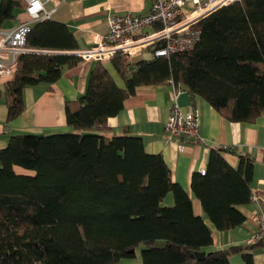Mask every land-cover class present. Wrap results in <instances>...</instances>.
I'll list each match as a JSON object with an SVG mask.
<instances>
[{
	"label": "trees",
	"instance_id": "16d2710c",
	"mask_svg": "<svg viewBox=\"0 0 264 264\" xmlns=\"http://www.w3.org/2000/svg\"><path fill=\"white\" fill-rule=\"evenodd\" d=\"M23 8L24 0H0V31ZM196 26L201 36L190 51L135 64L127 53H116L110 62L123 85L97 61L83 96L66 105L72 132L9 138L0 150V264H118L134 258L138 248L142 264H231L230 256L239 252L252 264L242 246L211 250L202 260L193 253L213 245L211 225L227 231L246 220L240 206L251 201L255 157L237 153L234 168L224 157L234 149H211L206 170L192 175L193 196L203 209L197 216L161 154L148 153L141 137L106 135L107 119L138 86L169 81L232 122L264 115V0L222 6ZM26 46L32 51L20 54L3 94L9 122L25 111L27 87L50 88L83 60L36 52L77 51L72 31L50 19L30 28ZM169 193L174 203L165 205ZM159 242L165 246L155 247Z\"/></svg>",
	"mask_w": 264,
	"mask_h": 264
},
{
	"label": "crops",
	"instance_id": "0c3cea01",
	"mask_svg": "<svg viewBox=\"0 0 264 264\" xmlns=\"http://www.w3.org/2000/svg\"><path fill=\"white\" fill-rule=\"evenodd\" d=\"M48 13L47 19L65 24L73 33L77 48L75 50L93 47L99 37L108 31V17L114 14L128 12L145 13L152 5V0H41ZM22 22L33 26L36 22L23 8L19 10L14 20L4 24L1 31H10ZM64 53L68 50L46 49ZM74 51V49H73ZM141 52L129 57L135 64L146 58ZM111 60L102 62L109 67L111 75L119 85L123 82L113 68ZM96 60H82L77 65L66 68L61 77L50 88L40 84L30 86L24 90L25 111L10 122L7 120L8 108L3 96L6 83L14 79L4 76L0 79V150L7 146L11 136L18 134H46L72 132L67 125L66 105L68 102L77 104L86 91L89 75ZM176 98L174 99V95ZM176 101L182 113L196 110L199 117V139L186 141L169 139L165 132V123L169 117L170 107ZM106 135H133L141 137L145 150L150 154H161L171 170L172 180L188 192L192 199L193 212L197 216L203 215L200 201L193 196L191 189L194 172H204L212 148H232L234 152H225L228 163L238 168L239 153L250 154L256 158L252 181V191L264 192V115L252 122H232L215 110L211 104L199 95H193L184 87L176 90L169 81L159 85H141L135 94L128 96L123 108L114 116L107 119ZM238 153V154H237ZM19 173L28 171L17 168ZM172 205L174 197L169 193L164 202ZM257 204L249 202L240 206V211L246 220L238 227L219 231L212 225L214 243L208 249L221 250L232 246H242L251 253L252 264H264V242L255 246L248 244V240L255 230V225L249 218ZM246 251V252H247ZM128 258L121 259L118 264H131ZM138 264L142 260L137 259ZM231 264H247L243 253L230 256Z\"/></svg>",
	"mask_w": 264,
	"mask_h": 264
},
{
	"label": "built area",
	"instance_id": "2783aa9c",
	"mask_svg": "<svg viewBox=\"0 0 264 264\" xmlns=\"http://www.w3.org/2000/svg\"><path fill=\"white\" fill-rule=\"evenodd\" d=\"M27 13L32 20L46 18L48 13L41 0H24ZM239 0H152L148 12H128L108 17V31L99 37L93 47L77 50L83 60L106 62L116 53H127L129 57L147 47L154 48L153 56H170L192 50L200 40L201 29L196 25L206 16L222 6ZM27 22H22L10 31H0V79L15 73L21 53L29 51L26 46ZM160 43L161 47L155 48ZM133 44V45H130ZM139 45L132 52L131 46ZM130 61V58H129ZM176 94L174 95V99ZM199 117L196 110L182 113L174 101L165 123L169 139L186 141L199 139ZM251 202L257 204L249 217L255 230L248 240L249 245L264 242V192L252 191Z\"/></svg>",
	"mask_w": 264,
	"mask_h": 264
},
{
	"label": "water",
	"instance_id": "95a60500",
	"mask_svg": "<svg viewBox=\"0 0 264 264\" xmlns=\"http://www.w3.org/2000/svg\"><path fill=\"white\" fill-rule=\"evenodd\" d=\"M33 52H35V51H33ZM64 53L77 54V51H64ZM39 136H42V134H39ZM154 246L155 247H164L165 243L159 242V243H156ZM131 252H135V249H133ZM207 254H209V252L207 253L206 251H196L193 253V257H195L198 260H202L205 258V256Z\"/></svg>",
	"mask_w": 264,
	"mask_h": 264
},
{
	"label": "rangeland",
	"instance_id": "374dc122",
	"mask_svg": "<svg viewBox=\"0 0 264 264\" xmlns=\"http://www.w3.org/2000/svg\"><path fill=\"white\" fill-rule=\"evenodd\" d=\"M146 58H149L150 56H152V52H151V49L150 47H147L146 49H143V53H142ZM130 259L131 264H138V262H135L137 261V259H139L140 261L142 260V252H141V248H138L136 250V255L134 258H128Z\"/></svg>",
	"mask_w": 264,
	"mask_h": 264
},
{
	"label": "bare ground",
	"instance_id": "6f19581e",
	"mask_svg": "<svg viewBox=\"0 0 264 264\" xmlns=\"http://www.w3.org/2000/svg\"><path fill=\"white\" fill-rule=\"evenodd\" d=\"M26 12H27V3H26V8H25ZM28 14V13H27ZM29 15V14H28ZM30 17V16H29ZM49 17V15H47L46 18H41V19H38V20H32V22H39V21H42L44 19H47ZM28 26V30H30V28L32 27L30 24H26ZM27 36V35H26ZM130 45H133V44H130ZM139 45H134V46H131V49H132V52H135V51H138L139 50ZM29 51H32L31 49H29ZM179 106V105H178Z\"/></svg>",
	"mask_w": 264,
	"mask_h": 264
}]
</instances>
